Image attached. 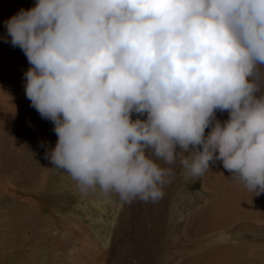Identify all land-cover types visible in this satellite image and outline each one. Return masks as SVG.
<instances>
[{"label": "clouds", "instance_id": "1", "mask_svg": "<svg viewBox=\"0 0 264 264\" xmlns=\"http://www.w3.org/2000/svg\"><path fill=\"white\" fill-rule=\"evenodd\" d=\"M4 25L81 190L155 203L219 161L264 192V0H36Z\"/></svg>", "mask_w": 264, "mask_h": 264}, {"label": "bare ground", "instance_id": "2", "mask_svg": "<svg viewBox=\"0 0 264 264\" xmlns=\"http://www.w3.org/2000/svg\"><path fill=\"white\" fill-rule=\"evenodd\" d=\"M0 3L11 5L13 3L16 5L17 0H0ZM14 13L16 12L11 13V15ZM15 65L17 67L14 66V69L9 68L11 72H5L4 77L13 81L14 78L20 75L21 80L9 85L11 90L0 86V91L2 90L6 96H11L10 92L15 87V94L18 96L16 101L8 98L6 100L0 99V217H7L5 220L0 221L6 225L21 224L26 221L25 216L30 212L28 215L33 216L32 224L33 222L37 223L42 209L35 208L34 210L31 199L21 198L23 194L28 193L63 196L65 194L74 195L77 193L76 190H79L91 195L90 191L94 190L96 194L91 195L87 201L92 199L93 205H98L102 213L109 212L110 209L107 208L105 202L108 200V196L113 193L106 194L99 188L89 189L90 191L81 190L76 181L63 170L56 175L58 177V181H56L54 167H52L51 162L48 159L42 161L40 158L41 161L39 160L38 163L37 156L30 152V149L28 150V146L26 147V143L31 144L40 149L41 153H44L43 156H45L46 150L54 147L57 137L53 131L52 122L41 118L36 109L30 106V101L25 96L23 73L29 66L19 67V65ZM216 118L226 119L227 112H217ZM210 169L205 171L202 179V186L209 195L201 192V194L192 195L191 198L182 199L183 191H181L176 194L175 198L166 199L163 197L158 210L160 215L157 218H153L154 216L149 218L153 223L163 218L164 222H167V227L171 229V234H174L173 240L170 241L172 242L171 245L163 238H161L162 242L159 244L163 251L172 247V252H174L173 256L170 259L168 258V262L165 260V263L264 264V242H262L264 241V192L254 195L255 193L250 191L243 181L234 178V176H229L227 170L223 169L219 161L215 164L210 163ZM26 185L29 186L25 187ZM3 196H6L7 202L5 203H2ZM65 196L59 199L61 203H64V200L67 199ZM81 198H84V196L82 195L79 199ZM180 199H186L184 201L191 204V206L187 205L189 207H185L184 204L179 206ZM22 200H26V202H22ZM80 202L76 203L77 207L72 208L70 213L77 211L76 208L81 205ZM201 202L202 204L195 208ZM116 206L115 203L113 207ZM55 212L58 215L57 218H52L51 221H46L47 219L43 218L44 220L39 221L41 224L38 229L41 235L35 236L26 248L18 251H23V254L15 258V264H79L77 262L79 257L86 259L85 262L80 264H92L93 262H95L94 264H104V248L107 247V243L102 245V241L98 240V235H95L93 229L90 228L91 226L86 228V225L84 227L82 220L71 218L70 215L68 217L60 209ZM34 213L37 216H34ZM98 217L97 215L96 221L105 230L110 231L111 225L105 226L106 221L103 222L104 220ZM124 217H126L125 207L120 211L117 218L119 223L114 224L116 232L122 229L124 242L127 243V255L120 257L118 264H156L158 261V264H160V261L162 263L164 261V259L161 260L162 256L157 257L155 254L154 257L152 255L150 250L152 247L143 250L142 245H140L142 250L136 255L137 251L135 252L133 248L137 249L138 243L145 241L146 238L142 240L140 233L133 237V222L122 223ZM45 222L49 223L47 227ZM179 222H182V224ZM56 223H58V226L64 225L65 228L56 227ZM22 229L26 228L22 227ZM246 234L254 239L251 241L245 240ZM48 235L52 236L49 247L42 245ZM149 235L151 233L148 232L147 236ZM115 240L116 238L113 237L110 244L114 245ZM129 240L134 247H131ZM59 241L67 243L68 247L62 248L63 246ZM112 247L114 248V246H111V250Z\"/></svg>", "mask_w": 264, "mask_h": 264}, {"label": "rangeland", "instance_id": "3", "mask_svg": "<svg viewBox=\"0 0 264 264\" xmlns=\"http://www.w3.org/2000/svg\"><path fill=\"white\" fill-rule=\"evenodd\" d=\"M35 2H36V0H17L16 5L13 3H12V5L0 3V56H2V57H0V86L8 88V89L10 88L9 90H11V87L9 85L14 84V82L20 81L21 79H20V75H19L17 78H14L13 81L8 80L4 77L5 72H8V73L11 72L9 68L12 67L14 69V66L17 67L15 64L19 65V67H22L24 65L29 66V64H28L27 59H25L26 56L24 55L23 51L19 47H14L9 42L5 41V37L7 36V33H6L4 21L9 16H11V13L17 12L21 7L27 9V8L33 6L35 4ZM11 53H13V54H11ZM14 58H16L17 60ZM9 81H12V82H9ZM6 92H7V89H6ZM1 93H3V94H1ZM15 93H16L15 87L10 92L11 96L10 95L6 96V94L1 90L0 91V99L6 100L8 98V99H12L13 101H16V100H18V96ZM4 97H6V98H4ZM9 97H11V98H9ZM17 107H18V105H17ZM133 118H135V115H133ZM141 118H143V117H141ZM26 144H27L26 147L28 146L27 147L28 150L30 149L29 151L37 156L38 163H39V160L41 161V159H42V161H44L46 159L45 156H43L44 153H41L42 151L40 149H37L36 147L32 146L31 144H28V143H26ZM53 170L55 171L54 178L56 181H58V177L56 175L61 170H58L56 168H54ZM204 174H205V172L195 179H184V178H182L181 175L179 176V174H178L177 178L171 183V185L169 184V185H166L164 187V193L165 194L163 197H165L166 199H172V198H175L176 194L178 192H181V191H183L182 199L183 198H186V199L191 198L192 195L194 196V194L195 195L199 194V193L201 194V192H203L205 195H209L207 190H205L204 187L202 186V179L204 177ZM28 186L29 185H26L25 187H28ZM76 191H77L76 194H74V193H73L74 195L65 194L66 196L65 195H63V196L57 195L56 196L54 194L53 195H46V193H40V194H35V193L29 194L28 193L31 196H29L28 194H26V195L23 194V196L21 198L31 199L32 204H34L33 209L35 210V208H37V209L39 208L40 210L42 209V212L39 215V218L35 217V218H38L39 220L37 221V223L33 222V224H32L33 216L28 215L30 212H28L27 216H25L26 221L21 223V224L6 225L0 221V228H1L0 229V264H15L16 263L15 258L18 256H21L23 254V251H21V252H18V251L23 249V248H26L28 243H30L35 238V236L41 235L40 231L38 229L40 224H41L39 221L42 220L43 218H46L47 219L46 221H48V220L51 221L52 218H57L58 215L55 211H57L59 209L61 210L62 213H64L68 217L71 216V218L72 217L76 218L79 221L82 220L81 222H83L84 227L86 225H87L86 228L91 226L90 228L93 229L95 235L96 236L98 235L97 236L98 240L102 241L101 242L102 245H105L104 243H107V247H105V246H104L105 248L103 247L105 250V259H104L105 263L111 262L112 264H118L120 257H124L125 255H127V247H126L127 243L124 242V234H123V232H121L122 229L118 232H116L114 230V228H115L114 224L119 223V222H117V218L119 216L120 211L123 210V207L126 208V217H124L126 220L123 218L122 223L133 222L132 223V225L134 226L133 232H132L133 237L137 236L138 233H140L142 235V240H143V238H146L145 241H142L143 244H142V242L138 243L137 249L133 248L135 250V252L137 251L136 255L139 254V252L142 250L140 248L141 247L140 245H142L143 250L145 248L150 249L152 247V249H150V250H151V253L154 257H155V254L157 257L162 256L161 260L164 259V261L162 263L160 261V264H167V263H165V260L168 262V260L173 256L174 252H172L173 251L172 247L164 249V251H163L159 245L162 242L161 238H163V240H167L168 242L173 240L172 237L174 236V234L173 233L171 234V229L167 227V222H164L163 218H161L158 222L155 221L154 223H153V221H151V219H149L152 216H154L153 218H157L160 215L158 210L160 208V202L163 200V198L159 199L155 203H152V202L145 203V202H141L138 200L127 203V202L121 201L119 199L118 195L113 193L114 196H113V194H111L110 196H108L110 199L108 198V200H106V202H105L107 204V205L106 204L105 205L107 206L108 209H110V211L109 212L106 211V212L102 213L100 211L98 205H96V206L93 205L92 199H91V201H87L90 199L91 195L96 194V191H94V190L90 191L89 190L91 195H88V194H86L82 191H79V190H76ZM80 194H82L84 196V198L86 196L85 200H84V198L79 199L82 196ZM188 195H190V196L188 197ZM64 196L67 197V199L64 200V203H61L59 199H61ZM182 199H180L181 202L179 203V206H182L183 204L185 205V207L187 205L191 206V204H188L187 202L184 201L186 199H184V200H182ZM67 200L69 201V203ZM77 200L79 202L81 201L80 202L81 205L78 208H76L77 211H73V213L72 212L70 213V210H72V208L77 207L76 206V203L78 202ZM82 201H83V203H82ZM5 202H7L6 196H3L2 197V203H5ZM22 202H26V200H22ZM115 203L117 204V206L114 208L113 206ZM201 204H202V202L199 203V205H196L195 208H197V206H200ZM189 206H187V207H189ZM110 213H111V215H110ZM185 214H186V211H185ZM97 215L99 216L98 217L99 219L104 220L103 222L106 221L105 226L111 225L110 231L105 230V228L102 227V225L96 221ZM34 216H37V215L34 213ZM162 216H163V214H162ZM6 218L7 217H0V220H5ZM152 220H154V219H152ZM179 223L182 224V222H179ZM45 224H46V227L49 225V223H47V222H45ZM55 225H56V227H58L60 229H61V227L65 228L64 225L58 226V223H56ZM112 226H113V228H112ZM22 227H24L26 229H22ZM149 227H150V229H149ZM18 230H20V231H18ZM46 230H48V229H46ZM46 230H45V233L47 232ZM168 231H169V233H168ZM111 232H113V233H111ZM148 232L151 233V235L147 236ZM162 235H163V237H162ZM242 235H244V234H242ZM51 237L52 236L48 235L47 238L42 242L43 243L42 245H46L49 247L50 242H51V240H50ZM113 237H115L116 240L114 241L115 243L113 242L114 245H111L110 243L112 242ZM244 239L251 241L254 238H250V235L246 234V237ZM59 242L63 246L62 248L68 247L67 243L62 242V241H59ZM130 242L131 241L129 240V243ZM262 242H264V241H262ZM171 244H172V242H170L169 245H171ZM110 245L114 246V248L112 247L113 248L112 250H111ZM130 245L132 247L133 243L131 242ZM15 247H17V248H16V250L13 251V249ZM85 261H86V259H83L81 257H79L77 260V262L79 264L81 262H85ZM131 262H133V261H131ZM94 263L95 262H93L92 264H94ZM158 263H159V261L156 262V264H158Z\"/></svg>", "mask_w": 264, "mask_h": 264}]
</instances>
